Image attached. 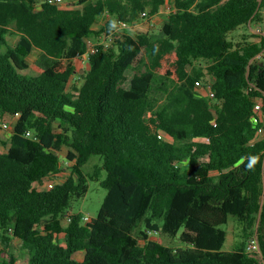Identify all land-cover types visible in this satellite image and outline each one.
Listing matches in <instances>:
<instances>
[{
	"label": "trees",
	"instance_id": "trees-1",
	"mask_svg": "<svg viewBox=\"0 0 264 264\" xmlns=\"http://www.w3.org/2000/svg\"><path fill=\"white\" fill-rule=\"evenodd\" d=\"M169 1L0 0V115L20 114L0 150V264H264V138L253 120L264 99V34L230 37L264 23V0H172L159 32H116L96 45L83 82L74 80L87 38ZM34 48L43 59L31 64ZM146 51V68L125 86ZM206 73L213 97L199 92ZM64 146L71 173L40 188L63 169ZM95 155L101 162L86 174ZM103 170L107 195L84 221L70 205ZM231 216L240 231L225 250ZM154 230L181 244L151 238ZM255 235L262 256L247 250Z\"/></svg>",
	"mask_w": 264,
	"mask_h": 264
},
{
	"label": "rangeland",
	"instance_id": "rangeland-1",
	"mask_svg": "<svg viewBox=\"0 0 264 264\" xmlns=\"http://www.w3.org/2000/svg\"><path fill=\"white\" fill-rule=\"evenodd\" d=\"M78 2V0H64V3L69 5ZM39 5V4H38ZM173 9V1H169L165 6L162 8V10L155 14L154 16H147L144 18H141L137 23H131V26L126 29L130 32H159L161 30L162 25L164 21L166 20L167 16L170 14V12ZM108 19L106 17H102L100 22L97 24V27L99 28L101 25H104L105 22ZM261 27L262 32L261 34H264V23H257L256 21H252V23L248 26L241 27L235 32H232L230 34V37L235 41H240L244 37L249 39H256L254 37V34H260L257 29ZM18 36L15 34L10 35L9 41L11 43H15ZM43 59V53L40 49H35L32 51V53L28 56V61L31 64H35L36 62H40ZM150 61V54L149 52H144L141 58L134 63L132 67H130L127 70V76L128 80L125 82V86H130V80L131 77L146 68V64ZM76 74L74 75V80L80 85L83 82V76L86 74L87 69L89 68V59L88 58H76ZM191 68V67H190ZM28 73H38L33 67H30L29 69L24 70ZM213 82V77L211 74L206 73L203 77V80L201 84L199 85V92L202 94H210L212 95V89L211 84ZM73 84L71 83V86ZM16 122V119L11 116H1L0 115V150L4 149V140H7L9 138V134ZM5 123H9L10 127H6ZM11 124V125H10ZM69 151V147L64 146L63 149L60 151V154L62 156V167L63 169L61 172L56 176L52 178H46L44 184H40V188H48V183L50 181H54L55 183L64 181L68 175L71 173L72 169L71 166L73 165L74 161H71L67 159V154ZM101 162L100 156H93L91 160L85 165L84 171L86 174L93 172L95 170V166ZM106 177V171L103 170L102 173L99 175L98 178L90 179L89 180V190L88 192L81 198H75L69 208L70 212H82L84 215V221H88L86 217H94L98 214V211L107 195V189L103 186L102 181ZM263 201H264V195H263ZM234 216L230 217V221L227 224H224L222 227L227 230L228 232V238L225 243L224 249L229 250L232 249L237 241L240 227L237 226ZM70 216L67 214L63 218V224L67 225L69 223ZM144 221L139 224L135 230L134 233L138 235L140 233V228L144 227ZM151 234V238L156 239L160 242H163L165 244H174L179 245L181 242L179 241V236H176V238H171L170 236H167L159 231H149ZM145 241L141 239V243H144ZM3 246V244L0 242V248ZM12 249L17 253L19 256V262H26L27 258L29 256L28 249L24 247L22 240L18 238L13 239V245ZM83 253H79L78 255L82 256Z\"/></svg>",
	"mask_w": 264,
	"mask_h": 264
},
{
	"label": "built area",
	"instance_id": "built-area-1",
	"mask_svg": "<svg viewBox=\"0 0 264 264\" xmlns=\"http://www.w3.org/2000/svg\"><path fill=\"white\" fill-rule=\"evenodd\" d=\"M51 3H57L60 4L62 6H68L67 4L64 3V0H48ZM40 5V4H39ZM143 18L147 17V12H143L142 13ZM108 17H110V15H108ZM117 23V28L115 30H113V32L109 33V34H105L103 36H100V40L93 38V37H89L87 38V43H88V50L87 52L83 53V54H79L78 58H88L89 56L93 53H95L96 51V45L100 42V43H105L106 45L111 44V42H113L115 40V33H120L123 32L124 30L128 29L131 24L127 21L121 20V19H117L116 20ZM257 31L259 33H263L262 32V28L259 27L257 29ZM264 56V52L260 53L257 55L258 59H261ZM212 95H215V92L212 90ZM20 116L19 113H16L14 115V118H17ZM253 120L256 122H260L262 125L260 126L258 133H257V138L261 139L264 138V99L260 97V99L255 103V113L253 116ZM6 127H9V123H5ZM28 135H30V132H27ZM7 149V148H6ZM55 185L54 181H50L48 183V187H53ZM86 219H90L89 217H86ZM247 250L249 252L252 253H257L258 255L262 256V248H261V244H260V239L258 237V235L253 236L252 238H250V240L248 241L247 244Z\"/></svg>",
	"mask_w": 264,
	"mask_h": 264
},
{
	"label": "crops",
	"instance_id": "crops-1",
	"mask_svg": "<svg viewBox=\"0 0 264 264\" xmlns=\"http://www.w3.org/2000/svg\"><path fill=\"white\" fill-rule=\"evenodd\" d=\"M35 49H39V48H34V50ZM14 118V117H13ZM16 119V118H15ZM11 125V124H10ZM10 127V126H9ZM13 129V128H12ZM81 253H83V252H81ZM79 254V253H78ZM79 256V255H78ZM84 256V254H82V256L80 255L79 257H83Z\"/></svg>",
	"mask_w": 264,
	"mask_h": 264
},
{
	"label": "water",
	"instance_id": "water-1",
	"mask_svg": "<svg viewBox=\"0 0 264 264\" xmlns=\"http://www.w3.org/2000/svg\"><path fill=\"white\" fill-rule=\"evenodd\" d=\"M264 64V62H262V65Z\"/></svg>",
	"mask_w": 264,
	"mask_h": 264
}]
</instances>
